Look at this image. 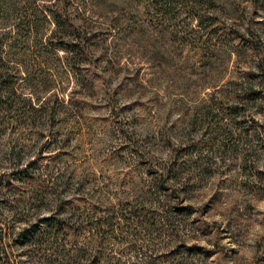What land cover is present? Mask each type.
I'll use <instances>...</instances> for the list:
<instances>
[{"label":"rangeland","instance_id":"obj_1","mask_svg":"<svg viewBox=\"0 0 264 264\" xmlns=\"http://www.w3.org/2000/svg\"><path fill=\"white\" fill-rule=\"evenodd\" d=\"M57 1L0 0V264H264V0L65 2L88 55L58 46ZM155 200L189 209L130 218Z\"/></svg>","mask_w":264,"mask_h":264},{"label":"trees","instance_id":"obj_2","mask_svg":"<svg viewBox=\"0 0 264 264\" xmlns=\"http://www.w3.org/2000/svg\"><path fill=\"white\" fill-rule=\"evenodd\" d=\"M72 1L73 0H58L57 1L58 8L56 11L53 12L55 25L59 29H62V28L66 29L68 27L72 28V31L71 32L69 31V32H66L65 34H63L62 37L60 38V40L57 41V43H58V46L64 50H67L70 52H75V53L76 52H83L84 55H88V52H92V51L90 48L85 49L86 47H85V45H83L84 37L81 35V30L79 29L78 26L75 25L74 18L71 17V15L66 11L65 8L63 9V6H65L64 5L65 2L70 3ZM150 1H152L154 4H156V6L160 5L161 7L168 6V5H176L179 3V0H147V2H150ZM211 1L212 0H184V2H186L187 4H191L193 7H197V8H204V6L205 5L207 6L208 4H210ZM198 18H199L200 22L202 23L205 20H208L210 17L205 15V14L200 13L198 15ZM87 58H88V56H87ZM251 96L252 95H249V97H251ZM7 99H9L8 95H7ZM27 101L28 102L25 104V106H26L25 110L28 111L29 114H31V113L33 114L34 111H42V109H43V112L45 113L48 109L47 106L45 107V106L40 105V107H38V106L33 105V103L30 102V100H27ZM3 102H4V96L1 93L0 104L3 105ZM44 108H46V109H44ZM231 109H232V111L237 112V107H233ZM49 114H51V113H49ZM135 150H138V149L136 148ZM33 167H34V162L32 161V162L28 163L26 167H23L22 169L15 172L14 175L19 173L20 177L18 179H26L32 173L31 171H32ZM164 171H165V168L162 170L161 176L159 177L160 180L162 178V180L159 183V188L163 191H169L170 190L169 188L173 187V186L169 185V182L171 180L176 179L177 175L173 174L172 168L170 166L167 169V172H164ZM9 179H11V176H9ZM174 191H172V194L176 193V191L175 192ZM173 197H174V195H173ZM129 204L130 203H126L125 207H122L119 209L111 208L107 212L105 211L107 214L100 219V222L102 224L107 225L108 230L106 232L108 233L109 237L117 238L119 231H123L125 229L124 227H122V228L119 227L121 224L119 219L121 220L123 218H125V219L129 218V217H126V214H127L126 209L130 207ZM151 204H152L151 206H140V205L135 206V205H133V209L131 208L129 210L130 218H132V216H137V218L149 216L150 220H152V225L157 223L156 220L158 218H160L162 220L161 222L166 224V223H169L170 219L172 218V216H170L169 212L176 210L178 212L183 213L187 209H189L188 207H184V206H177V205L175 206L174 203H172L171 207H168V208L164 207L162 209L163 213H158L159 212V206H157L158 205L157 201L155 200ZM143 213H145V214H143ZM116 218H118V221H115ZM86 221H85V219L84 220L82 219V221L76 220V222H79L81 225ZM97 221L98 222H95V224H97L99 227L98 229H96V231H97L96 235L98 236L99 232H101V227L99 225V223H100L99 219H97ZM44 223L48 225L47 230L49 231V233L50 232L52 233L53 229L56 228L55 235L61 233L63 231V229H66L67 227L73 228V226H74L73 223L69 222L68 220H65L63 218L61 219L60 217H56V216H53V217L48 218V219H44ZM87 223L90 224L89 221ZM116 224H118V226H116ZM38 226H39V223H36V224H33L32 226L24 229L22 232H20V234L18 236L19 240H21L23 242H27V241L31 240L34 236L36 237V236L43 234L44 231H40V229L38 230ZM78 230H80V229H78ZM107 233H105V234H107Z\"/></svg>","mask_w":264,"mask_h":264}]
</instances>
